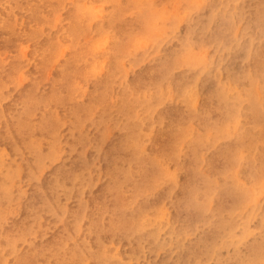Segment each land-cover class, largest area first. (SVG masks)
I'll list each match as a JSON object with an SVG mask.
<instances>
[{
	"label": "rangeland",
	"instance_id": "rangeland-1",
	"mask_svg": "<svg viewBox=\"0 0 264 264\" xmlns=\"http://www.w3.org/2000/svg\"><path fill=\"white\" fill-rule=\"evenodd\" d=\"M62 1L52 6L0 0V64L16 66L8 78L0 74V102H14L33 86L43 94L57 88L72 102L39 106L32 117L52 114L65 138L72 109L93 102L96 85L103 83L105 100L94 104L80 131L88 133V146H102L98 154L89 153H96L93 174L104 185L101 156L123 132L112 115L128 100L146 101L137 109L142 158L153 161L156 177L152 183L145 179L141 191L133 192L132 185L123 189L122 197L143 208L149 243L132 253L128 242L115 238L103 252L120 264H264V167H257L264 148V0ZM77 1L85 12L81 17L71 15ZM113 13L123 39L112 27ZM75 21L84 31L75 44L78 59L71 60ZM7 27L17 32L14 40ZM156 70L158 76L145 87L144 78ZM209 102L222 111L214 126L204 118ZM105 109L109 116L101 122ZM157 129L182 135L176 155L153 147ZM32 138L44 148L50 144L39 133ZM190 139L203 143L190 159L199 175L185 171L189 158L182 151ZM63 142L52 144L54 151L66 153ZM3 150L7 154V146ZM142 171L136 165L132 178L139 181ZM199 179L206 183L203 191L196 189ZM179 198L202 204L201 219L186 222L178 212ZM83 264L92 259L85 257Z\"/></svg>",
	"mask_w": 264,
	"mask_h": 264
},
{
	"label": "bare ground",
	"instance_id": "bare-ground-1",
	"mask_svg": "<svg viewBox=\"0 0 264 264\" xmlns=\"http://www.w3.org/2000/svg\"><path fill=\"white\" fill-rule=\"evenodd\" d=\"M42 1L51 3L52 6L64 3L62 0ZM111 1L115 4L114 0ZM31 8L37 10L38 5H31ZM81 8V2L77 1L71 15L81 17L85 14ZM35 17L40 22L43 21L40 15L36 14ZM113 19L115 34H120V39H123L114 13ZM102 26L100 23L98 28ZM73 27L76 30L72 35L74 46L71 60H77L75 44L84 28L78 21L74 22ZM6 30L10 40H14L17 32L12 27H7ZM46 45L50 46L51 42ZM15 67V63L7 66L0 64V74L8 78ZM77 67L74 65L71 70ZM158 74L159 70H156L145 77L144 86L155 80ZM68 76L69 73L65 74L63 80L65 86L68 85ZM139 85L140 83L137 86ZM96 87L98 91L93 96V102L76 105L72 109L74 121L67 127L65 138L60 137L63 127L54 120L52 114L43 116L42 120L32 117L39 106L72 102L68 96H60L57 88L43 94L33 86L23 90L14 102H0V264H83L85 257H90L92 264H120L110 260L108 254L103 252L105 245L112 239L128 242L132 253L149 243L148 235L144 234L147 228L144 227L143 208L131 206L129 200L122 197L123 189L132 185L133 192L141 191L144 189L145 179L152 183L153 177H156L157 168L153 161L148 159L144 163V157L142 158V121L138 118L137 109L144 108L146 101L128 100L116 108L117 113L112 116L123 132L107 145L106 153L101 156L106 182L98 185L93 174L95 168L92 167L96 153H89V150L98 154L102 146H88V133L80 131L81 124L92 118L94 104L105 100L103 83H98ZM208 104L204 118L209 126H214L222 111L216 102ZM107 115L109 116L105 109L100 114V121L103 122ZM27 116L32 119H27ZM37 133L39 137L50 141L47 148L32 138ZM181 138V134L157 129L153 147L162 155H176L181 147ZM262 139L264 143V135ZM59 141H64L66 153L54 151L52 144ZM198 142L203 144L197 139H190L187 149L182 151L189 158L188 163H185L188 175H199L195 174L196 167L194 169L193 161L190 160H194L203 147H199ZM6 146L7 154L3 150ZM138 164L143 167L139 181L132 178L134 167ZM257 164L260 170L261 165L264 167V148ZM205 185L199 179L196 189L203 191ZM178 203V212L181 217H186V222L189 220L191 224L197 218L201 219L202 204L197 205L189 198H179ZM44 218L47 223L43 222ZM57 224L58 229L51 228V225ZM45 225H49L48 228ZM84 227L86 232L80 236L79 231H85ZM198 250L199 245L192 254L195 255Z\"/></svg>",
	"mask_w": 264,
	"mask_h": 264
}]
</instances>
